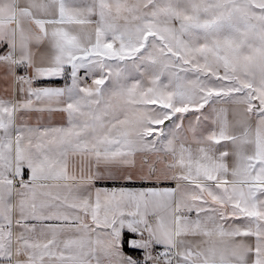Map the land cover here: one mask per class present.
Segmentation results:
<instances>
[{
	"label": "snow or ice",
	"instance_id": "obj_1",
	"mask_svg": "<svg viewBox=\"0 0 264 264\" xmlns=\"http://www.w3.org/2000/svg\"><path fill=\"white\" fill-rule=\"evenodd\" d=\"M0 264H264V0H0Z\"/></svg>",
	"mask_w": 264,
	"mask_h": 264
},
{
	"label": "crops",
	"instance_id": "obj_2",
	"mask_svg": "<svg viewBox=\"0 0 264 264\" xmlns=\"http://www.w3.org/2000/svg\"><path fill=\"white\" fill-rule=\"evenodd\" d=\"M62 83L63 82L61 81L57 85H53V86H62ZM59 120H60V117L59 116H57V117L54 118V122H59ZM98 186L112 187L114 185L111 182H107V183H104V184H100Z\"/></svg>",
	"mask_w": 264,
	"mask_h": 264
}]
</instances>
